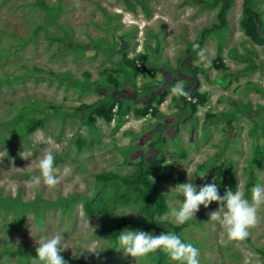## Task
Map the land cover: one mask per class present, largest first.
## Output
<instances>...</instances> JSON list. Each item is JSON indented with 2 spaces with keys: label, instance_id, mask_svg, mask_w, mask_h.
I'll return each mask as SVG.
<instances>
[{
  "label": "rangeland",
  "instance_id": "rangeland-1",
  "mask_svg": "<svg viewBox=\"0 0 264 264\" xmlns=\"http://www.w3.org/2000/svg\"><path fill=\"white\" fill-rule=\"evenodd\" d=\"M222 2L0 0V264H30L36 241L56 233L68 264H135L115 242L125 229L175 233L200 264H264V205L238 243L209 222L216 202L183 225L169 215L184 199L169 187L189 178L199 189L213 173L210 183L225 180L249 202L264 184V40L248 35L243 0L221 23ZM252 7L264 37V0ZM178 83L189 97L170 92ZM46 148L61 182L31 187L39 170L28 167ZM140 168L166 204L164 231L117 232L115 221L144 218V187L100 175ZM139 264L176 262L157 252Z\"/></svg>",
  "mask_w": 264,
  "mask_h": 264
},
{
  "label": "clouds",
  "instance_id": "clouds-1",
  "mask_svg": "<svg viewBox=\"0 0 264 264\" xmlns=\"http://www.w3.org/2000/svg\"><path fill=\"white\" fill-rule=\"evenodd\" d=\"M199 49V45H195ZM199 57L205 56V50L198 51ZM170 92L178 97H189V92L185 90L182 83L174 85ZM128 138L127 142H130ZM24 157L25 154L22 153ZM35 163L39 170V175L32 176L26 183L31 186L41 184L49 189L55 188L61 182L56 167V158L52 150L44 149L43 154ZM189 177V173H188ZM205 176H201L203 179ZM178 190L184 197L178 209H172L169 213L174 218V222L183 225L195 218L201 206L207 209L213 202L219 204L218 210L208 213L209 222L218 223L231 242H242L250 235V229L255 227L259 221L258 207L264 205V184L257 183L251 189V202L241 193L239 188L236 191L226 190L223 196L220 195L216 182L207 183L197 188L191 182L180 184L175 188L169 187V192ZM162 195L167 196L168 193ZM157 219H162L158 217ZM115 242L118 251H123L125 256H130L139 264V260L147 258L154 253H163L176 264H200V252L190 242H184L181 237L172 232H162L159 235L150 234L142 230H123L116 236ZM19 241H17V244ZM36 257L30 259V264H68L61 253L65 250L64 236L59 233L48 237H42L36 241ZM88 247L95 248L96 242H91Z\"/></svg>",
  "mask_w": 264,
  "mask_h": 264
},
{
  "label": "trees",
  "instance_id": "trees-1",
  "mask_svg": "<svg viewBox=\"0 0 264 264\" xmlns=\"http://www.w3.org/2000/svg\"><path fill=\"white\" fill-rule=\"evenodd\" d=\"M230 1L231 0H223L222 2L221 9L219 11V17H220L221 23L225 22V14L229 7ZM243 14H244L243 20H244V23L246 24V28H247L246 31L248 35L255 41H263L264 37H262L260 33L257 31L259 25L262 23V20H261L260 14L256 12L254 8L252 7V0H243ZM101 115L109 118L106 112H104ZM33 127H35V124H32V126L30 127L28 126L27 130H31L33 129ZM212 175L213 173L210 174L209 178L207 179V183L211 182L210 178ZM100 177L106 180H113V179L120 180L123 183H130V184L140 183L144 187V190L141 196L144 202V205H145L144 218L139 222H136L131 219H125V220L123 219V220L115 221V229H116L115 231L119 232L120 230L126 227L139 228L144 223H152L153 225L160 227L164 231L162 227V224H163L162 220L157 219V218L161 217L160 215L165 211L166 204L162 200V198H160L159 196V191H158L156 183L144 172L142 168H140L138 172L132 176L123 177V176H117V175L110 174V173L106 174L105 172L102 175H100ZM214 182L217 183L220 193L221 192L225 193L226 186H229L228 184H230L229 182H226L225 180L219 181L218 179ZM231 188L232 190L235 189L233 185ZM84 207H86L87 210L89 209L88 204L85 205ZM166 224L171 229L173 230L176 229V227H174L171 223L166 222Z\"/></svg>",
  "mask_w": 264,
  "mask_h": 264
},
{
  "label": "built area",
  "instance_id": "built-area-1",
  "mask_svg": "<svg viewBox=\"0 0 264 264\" xmlns=\"http://www.w3.org/2000/svg\"><path fill=\"white\" fill-rule=\"evenodd\" d=\"M138 65H139V67H141L140 64H138Z\"/></svg>",
  "mask_w": 264,
  "mask_h": 264
},
{
  "label": "bare ground",
  "instance_id": "bare-ground-1",
  "mask_svg": "<svg viewBox=\"0 0 264 264\" xmlns=\"http://www.w3.org/2000/svg\"><path fill=\"white\" fill-rule=\"evenodd\" d=\"M63 48V47H62ZM35 68V67H34ZM14 132V131H13ZM16 173V172H15Z\"/></svg>",
  "mask_w": 264,
  "mask_h": 264
}]
</instances>
